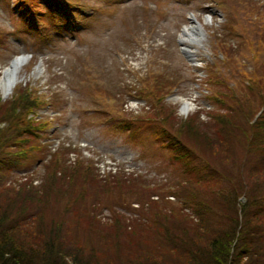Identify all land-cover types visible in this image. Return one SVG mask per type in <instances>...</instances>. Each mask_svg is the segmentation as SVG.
Masks as SVG:
<instances>
[{
	"label": "rangeland",
	"instance_id": "1",
	"mask_svg": "<svg viewBox=\"0 0 264 264\" xmlns=\"http://www.w3.org/2000/svg\"><path fill=\"white\" fill-rule=\"evenodd\" d=\"M18 1L0 0V78L17 55L29 56L23 79L7 98L21 96L23 87L51 96L52 104L40 110L52 120L42 139L50 150L33 152L20 169L6 173L0 207L27 208L39 222L61 219L63 229L71 226V236L87 244L83 252L102 263L136 262L162 233L141 228L150 226L143 216L155 207L152 194L160 196L154 197L158 207L179 211L169 223L175 232L188 214L194 216L185 207L187 182L198 187L224 169L231 183L219 181L213 190L234 188L238 180L264 193V136L258 135L261 144L249 124L261 115L264 89L252 94L236 86L247 75L264 79V0H83L89 3L80 9L86 20L64 36L52 25L32 28L22 13L25 3L16 8ZM54 1L31 0L36 8ZM193 21L203 35L190 55L181 36ZM230 86L239 87L241 107L248 103L251 114L249 121L238 117L234 127L217 116L233 101ZM182 100L191 104L189 112ZM10 113L0 112V134L10 131ZM138 121L144 125L133 127ZM168 134L186 151H178ZM90 176L100 181L98 189L90 187ZM21 187L37 195L23 194ZM195 191L208 192L201 185ZM75 210L88 222L70 217ZM126 222L147 245L125 242ZM170 229L166 225L163 232Z\"/></svg>",
	"mask_w": 264,
	"mask_h": 264
},
{
	"label": "trees",
	"instance_id": "2",
	"mask_svg": "<svg viewBox=\"0 0 264 264\" xmlns=\"http://www.w3.org/2000/svg\"><path fill=\"white\" fill-rule=\"evenodd\" d=\"M236 86L251 88L253 94L256 88L264 89V79L247 75L244 81L240 79L236 82ZM236 86L229 87L233 101L226 105L224 112L217 114L220 121L227 120L233 127L238 122V117L247 120L251 117L249 104L246 102L247 105L241 107L240 101L244 99L235 90L239 88ZM39 99L40 96L34 94L29 87H23L21 96L0 102V112L9 109L12 112L5 117L7 122H10L9 133L0 134V185L5 182V173L19 167L33 152H39L44 147L41 146L40 139L44 132H47L49 120L36 118ZM260 108H263V112L259 118L249 123L253 136L255 134L257 138L259 134L264 136V97ZM31 113L34 114L32 117ZM255 127L258 128L256 132ZM168 135L178 151H186L183 143L171 134ZM258 140L261 142V139ZM213 167L217 169V166ZM220 172H216V175L204 184L198 180L208 192L195 191L200 185L197 187L192 182L183 185V188L188 190L185 207L191 208L194 216L188 214L186 225L179 231L173 232L174 228L169 224L173 217H179V211L175 208L171 212L165 211L158 207L155 201H151L155 206H151L152 214L149 217L143 216L144 219L149 218L151 227L145 224L141 228L162 233L161 237L155 240L157 242L154 246L147 251L148 256L136 262L119 259L102 263L83 252L87 250V244L81 245L78 239L71 236V226L63 229L61 219L39 222L41 219L32 220L34 213L27 208L10 212L7 208L0 207V264H264V193L254 192L249 182L238 180L234 188L213 190L217 188L219 181L227 183L224 187L231 183L228 173L224 169H220ZM61 178L62 182H65V176L61 175ZM87 178L90 187L99 188L100 181L97 178ZM232 182L235 181L232 179ZM21 188L23 194L37 195L24 187ZM2 190L14 192L16 188ZM79 192L84 193L81 190ZM240 196H245L247 202L239 203ZM142 207L147 208L143 204ZM37 209L40 211L39 207ZM60 212L61 210L58 214ZM89 213L91 215L90 211ZM77 216L80 220L83 219L76 210L70 217ZM117 221L115 219L111 224H116ZM67 222L73 225V222ZM83 222L87 223L88 220L84 218ZM166 225L171 229L163 232ZM123 227V238L128 245L135 241L140 245H147L145 241L140 240H143L140 234L139 239L137 236L135 238L137 229L132 225L126 222ZM111 240L115 241V238ZM62 248L67 251L68 257L62 256ZM133 258L137 259V255H133Z\"/></svg>",
	"mask_w": 264,
	"mask_h": 264
},
{
	"label": "bare ground",
	"instance_id": "3",
	"mask_svg": "<svg viewBox=\"0 0 264 264\" xmlns=\"http://www.w3.org/2000/svg\"><path fill=\"white\" fill-rule=\"evenodd\" d=\"M202 35V26L196 21H193L192 24L187 25L184 28L181 40L185 45L184 50L188 54H195V51L191 49L195 46L192 45H199L201 43L200 37H202ZM15 58L16 59L3 70V75L0 78V97L9 96L17 83L23 79L21 76V68L29 61V59H24L22 55H18ZM182 103L183 109L186 112H189L191 110V104L186 100H182Z\"/></svg>",
	"mask_w": 264,
	"mask_h": 264
}]
</instances>
